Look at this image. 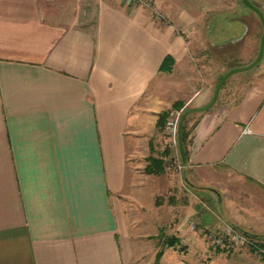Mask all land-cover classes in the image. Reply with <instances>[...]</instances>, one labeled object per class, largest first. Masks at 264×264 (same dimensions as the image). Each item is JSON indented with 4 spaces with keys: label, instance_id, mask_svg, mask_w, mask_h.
Returning a JSON list of instances; mask_svg holds the SVG:
<instances>
[{
    "label": "crops",
    "instance_id": "obj_1",
    "mask_svg": "<svg viewBox=\"0 0 264 264\" xmlns=\"http://www.w3.org/2000/svg\"><path fill=\"white\" fill-rule=\"evenodd\" d=\"M230 5L153 0L157 20L118 0H0V264L140 256L123 205L138 194L130 163L171 150L157 114L204 105L220 60L247 46L252 21ZM254 75L235 98L196 109L164 233L184 249L160 243L153 264H195L187 221L264 244V67ZM213 250L198 264H264L253 248Z\"/></svg>",
    "mask_w": 264,
    "mask_h": 264
},
{
    "label": "rangeland",
    "instance_id": "obj_2",
    "mask_svg": "<svg viewBox=\"0 0 264 264\" xmlns=\"http://www.w3.org/2000/svg\"><path fill=\"white\" fill-rule=\"evenodd\" d=\"M255 6H257L264 17V0H249ZM225 2L231 4V11L236 12L239 14H244L250 18L251 26V33L248 35L250 39L248 40L247 46L244 49L238 50L236 57H232L229 60H220L222 66L217 67L218 72H224L228 68L236 67V66H244L249 63L255 56L258 46V38L261 32L260 23L256 17V15L246 8L240 0H225ZM264 52V49H263ZM264 53L260 60L248 71L245 73H235L231 75L228 79H226L223 84L221 85L217 97L214 103L211 106H217L221 102V100L228 95L229 99H233L239 95L241 89L252 79L255 77L257 68L264 67ZM220 57V56H219ZM225 56L221 57L223 59ZM229 57V56H228ZM247 59V60H246ZM230 63V64H229ZM243 72V71H240ZM216 75V74H215ZM254 75V76H253ZM253 76V77H251ZM213 82H216V78ZM197 101H192L187 105H179L170 107L168 113L173 110H181V113L186 109L196 108ZM210 106V107H211ZM209 107V108H210ZM208 109V108H207ZM196 112L193 111L187 118L186 122V129L189 130L192 123L196 118ZM180 113V114H181ZM168 116V114H167ZM161 132L162 135L165 137L166 134L164 129L158 130ZM167 139V136H166ZM168 141V139H167ZM168 144L171 146V156H174L177 150V145L174 146L173 144L168 141ZM148 154L147 151L142 153H138L133 161L130 163V167L134 168V177L135 182L137 184V196L136 200L132 198L126 197L123 205L126 212L128 228L130 231L131 239L137 238L139 241V245L141 246V254L140 256L135 257V260L131 262V264H153V254L161 243V240L156 237L157 232H161L162 234L167 233L168 224H169V176H173L176 172L173 169H166L163 174L158 175H146L142 172V167L145 163V156ZM167 159V158H166ZM171 159H169L170 163ZM167 165V163H166ZM196 224V223H195ZM198 227L199 225L196 224ZM187 227V225H186ZM201 227V226H199ZM205 230H214V229H207L202 227ZM188 229V228H187ZM189 230V229H188ZM194 232V231H192ZM196 233V232H195ZM259 242V241H258ZM262 243V242H261ZM187 247V253L185 255L186 259L191 261L192 263L198 264V258H201L206 254L207 256H211L210 250H213V247L208 245L205 241L204 236L197 231L196 235L190 238V240L185 241ZM264 247V244H263ZM199 248V252L197 255L194 254V251ZM260 257H264V253L257 254ZM212 257V256H211Z\"/></svg>",
    "mask_w": 264,
    "mask_h": 264
},
{
    "label": "built area",
    "instance_id": "obj_3",
    "mask_svg": "<svg viewBox=\"0 0 264 264\" xmlns=\"http://www.w3.org/2000/svg\"><path fill=\"white\" fill-rule=\"evenodd\" d=\"M123 6H140L145 8L149 13L157 20H164V15L155 11L153 8V0H118ZM181 110H173L168 113L163 125L164 132L174 146L176 143V133H177V122L180 117ZM183 167V163L180 161L178 152L172 156L170 163H167L166 169H173L174 171H180ZM187 228L190 231L197 233L200 232L208 245L214 248L229 249L234 247H249L253 248L255 253H264L263 245L253 237L243 233L236 227L230 224H222L218 229L215 230H205L202 227H197L194 222L187 221Z\"/></svg>",
    "mask_w": 264,
    "mask_h": 264
},
{
    "label": "trees",
    "instance_id": "obj_4",
    "mask_svg": "<svg viewBox=\"0 0 264 264\" xmlns=\"http://www.w3.org/2000/svg\"><path fill=\"white\" fill-rule=\"evenodd\" d=\"M179 105H181V103L179 101H176L172 104V107ZM193 111H196V109H190L183 117L181 123L180 140L183 148L184 158H186V149H185L186 137H187L186 122L188 115ZM167 114L168 111H162L157 114L155 126L158 130H162ZM169 159H172L171 150L169 149L168 146H166L157 156L148 155L145 157V164L142 167V172L145 174H155V175L163 174L165 172L166 163H169ZM158 238L161 240V246H167V247L178 246L179 249L181 250L184 249V246L180 245L179 239L175 236H165L164 234H162V232H158ZM160 254H161V249L159 248L155 252V257H154L155 262L157 261ZM261 259L264 260V257L261 256Z\"/></svg>",
    "mask_w": 264,
    "mask_h": 264
},
{
    "label": "water",
    "instance_id": "obj_5",
    "mask_svg": "<svg viewBox=\"0 0 264 264\" xmlns=\"http://www.w3.org/2000/svg\"><path fill=\"white\" fill-rule=\"evenodd\" d=\"M240 2L246 8L251 10L256 15V17L260 23L261 32H260V35L258 38V46H257L256 54H255L254 58L249 63H247L246 65L231 67V68H228L227 70H225L224 72L220 73L216 78V82L214 84L212 94H211L209 100L204 105H202L200 107H196V108H191V109L204 110V109H207L208 107H210L214 103L221 85L223 84V82L225 81V79L229 75L236 73L238 71L247 70V69L253 67L260 60V58L262 56L263 48H264V17H263V14H262L261 10L258 7H256L255 5H253L249 0H240ZM189 110L190 109L184 110L180 114V117H179L178 122H177L176 143H177V150H178V154H179L181 163L185 162L183 148H182L181 140H180L181 123H182L183 117L186 115V113Z\"/></svg>",
    "mask_w": 264,
    "mask_h": 264
}]
</instances>
